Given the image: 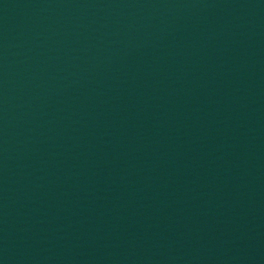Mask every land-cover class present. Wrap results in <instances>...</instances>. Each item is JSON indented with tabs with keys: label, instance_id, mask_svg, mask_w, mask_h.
<instances>
[{
	"label": "water",
	"instance_id": "1",
	"mask_svg": "<svg viewBox=\"0 0 264 264\" xmlns=\"http://www.w3.org/2000/svg\"><path fill=\"white\" fill-rule=\"evenodd\" d=\"M0 264H264V0H0Z\"/></svg>",
	"mask_w": 264,
	"mask_h": 264
}]
</instances>
